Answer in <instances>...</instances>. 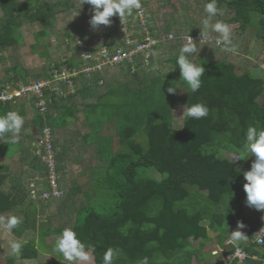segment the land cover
<instances>
[{"label": "trees", "instance_id": "trees-1", "mask_svg": "<svg viewBox=\"0 0 264 264\" xmlns=\"http://www.w3.org/2000/svg\"><path fill=\"white\" fill-rule=\"evenodd\" d=\"M70 2L71 0L58 2L38 0V6L33 12L28 1L0 0V11H2L0 61L4 63L8 59L5 53L6 51L10 53L14 46L26 45L23 36V27L26 23L43 24V28L36 33V41L30 45L32 51H36L38 44L42 43L39 36L52 35L57 12H65L72 17L75 15L74 7ZM195 2V8L206 15L204 6L210 0H195ZM141 3L145 6L147 0H141ZM216 6L219 10L215 16L216 22L236 24L232 31V43L235 49L238 38L251 28L254 29L257 39L264 43V0H216ZM84 8L86 15H92L91 6L85 4ZM191 9L192 5L182 3L177 14L182 18V22L188 25V32L194 33L197 32L196 24L192 20H186V14ZM77 20V24L84 23L79 15ZM166 20L161 27L157 23H150L152 34L160 36L162 32L168 33L172 28L182 27V24L176 26L179 22L177 23L174 14ZM77 24L76 34L67 26L63 30L60 29L68 37L64 46L59 47L63 48L62 51H67L60 59L51 57L47 50L39 52V56L46 58L49 70L27 72L28 68L22 62L24 60L20 61L21 72L17 70L19 63L12 69L5 65V75L0 78V91L10 87L19 88L21 84H31L33 76L36 80L50 77L51 72L48 71L54 69L62 70L66 66L73 70L82 68L84 65L82 54L78 47L74 46L78 35L82 36L86 27ZM101 27H106L109 36L107 40L112 45L110 49L115 52L116 47L121 46L123 42L119 39L120 36L124 38L123 34L116 32L111 25ZM101 27L99 30H102ZM87 30L90 34L87 37H90L83 39L90 44L92 50L100 38L92 34L94 30L91 27ZM181 34L182 31L176 34L178 38L176 42L168 44L169 51L182 45L179 38ZM261 52L264 53V49ZM91 53L95 56V52L91 51ZM175 56L171 61L174 63L175 73L180 77L176 65L178 54ZM23 58L27 60V57ZM144 59L136 58V62L144 63ZM199 60L206 71L201 78L202 85L198 92L192 93L182 82L187 89L183 103L185 107L202 103L209 109L208 115L199 120L183 117L181 122H176L173 114L174 105L170 104L173 102V97L168 103L159 102V98H165L164 94L167 92V85L163 84L165 79L157 76L150 85L142 87L141 79L149 74L144 69L141 70L142 72L134 73L130 67L118 72L122 71L120 65L104 66L91 74L75 76L72 78L73 85L62 81L56 89L44 88L43 98L47 107L45 111H41L36 105L40 97L35 92L24 95L22 98L25 101L22 102H19L22 98H15V103L10 100H0V115L8 111H16L23 116L24 130L20 132L19 137L28 139L26 146L18 142L21 147L19 153L22 163L28 168L27 176L25 177L24 172L18 175L11 174L9 166L5 170H0V221L6 220L10 215L16 216V213H13L16 207H24V214L29 215L23 216L20 219L21 223L12 230L19 234L17 241L24 238L20 252L6 256L3 258L4 261L0 256V264H29L31 259H38L40 256L37 246L38 237L46 240L49 235L53 236L57 233L60 235L65 228H71L82 242L92 246L94 250L90 254L93 257V264H103V253L109 247L120 249V256L114 260V264H142L144 258H147L148 264H224L227 255L234 252L236 245L228 243L221 249L217 246L224 245L230 229L242 221L249 229V238L253 237L262 211L248 207L245 202L243 173L250 169L247 165L250 157L231 162L230 159L241 150L249 125L264 129V102L260 101L264 97V76L255 72L254 68L238 73L236 64L228 57L207 56ZM261 60L264 62V54ZM162 63L160 59V64ZM259 67L260 72L264 73V68ZM107 73L115 74L116 76L111 80H116L113 82L107 80L105 77ZM120 74H127L122 81H119ZM169 77L174 78L175 74ZM100 79L103 80V84L99 83ZM159 82L162 85L157 86ZM77 84H81L80 89L75 88ZM137 85L140 87L138 88ZM104 93L106 96L113 95L114 99L106 100ZM75 97H79L80 102H75ZM94 97L96 101L92 100ZM62 101H66V104ZM119 103L123 111L115 115L117 111L113 110L112 106L120 109ZM91 109H94V114L97 113L95 118L88 116L94 120L91 123L94 129L105 127L103 121L106 117L108 120L114 117L118 119L116 135H111L106 143L98 146L97 155L102 160L101 165H103L101 154L106 152H108V164L105 162L100 173H96L95 184L101 197L113 196L114 199L111 203L103 201L94 206L86 205L84 202V206L78 210L76 196H83L82 201H84L85 193L80 191V186H78L79 190L77 189L78 184L74 181L61 198L65 209L60 215L67 213L65 223H60L63 227L60 224L58 227L45 225L33 227L31 220L38 218V210L40 215L43 214L41 207L43 201L39 198L37 200L40 204L34 201L31 183L37 181L38 189H35L40 192V188H47V180L44 176H48L45 164L36 155V143L45 127H50L54 137L55 131H66V128L72 125L67 116L78 119V115L83 111L86 115L91 114ZM123 114V120L120 121ZM141 131L146 134L145 144L138 139ZM87 135L89 134L85 136ZM7 139V136L0 137L2 152L8 144L4 142ZM108 143L113 145L112 149L104 148ZM64 159L63 154L57 155L58 167L65 166ZM61 161L63 163L59 164ZM2 165L6 166L0 163V166ZM148 169L161 174L164 177L162 181L147 176ZM6 180L9 181L8 189L5 187ZM42 183L46 184L42 187L40 185ZM231 194L233 195L228 200ZM29 208L33 210L31 215L28 213ZM76 211H83L84 219L80 216L75 217L77 222L72 225L69 221ZM216 212L223 213L224 220L222 229L216 238H213L208 229L202 225V221L206 219L212 221ZM215 242L217 244L213 246ZM206 244L208 250L203 252L202 249ZM242 246L250 253L249 256L242 261L234 260L231 264H264V245L249 240ZM214 247H217L216 253ZM197 252L199 253L196 254ZM55 255L57 258L52 256L39 264H68L61 255ZM250 255L259 257L253 259ZM195 259L197 263H194Z\"/></svg>", "mask_w": 264, "mask_h": 264}, {"label": "rangeland", "instance_id": "rangeland-1", "mask_svg": "<svg viewBox=\"0 0 264 264\" xmlns=\"http://www.w3.org/2000/svg\"><path fill=\"white\" fill-rule=\"evenodd\" d=\"M22 1H25V2L28 1L29 6L32 7L31 10L33 12L36 10L38 6V0H22ZM40 1L41 2L42 1L58 2V1H63V0H40ZM70 3L74 7L73 12L75 15L72 17L71 15H68L65 12H62V13L57 12V15L55 16L56 22L54 24L52 35L47 34V36H39L42 43L38 44V46L36 47L37 49L36 51H32L30 45L31 43L36 41V33L39 32V30L43 28V24L41 22H36L34 24H29V23L25 24V27H23V36L25 37L24 39H26L25 41L26 45L24 47H21L20 44L14 46L11 49L12 53L11 52L9 53V51H6V53L4 52L7 55L8 59L5 60L4 63L0 61V78H2L5 75V72H4L5 65H7L8 67H11L12 69L14 66H17V64L19 63L17 70L18 72H21L22 71V66H21L22 63L20 62L21 60H24L22 62L24 63V66L28 68L27 72H39L42 69L49 70V66L46 64L47 63L46 58L44 56H39L40 55L39 52H44L47 50L50 53L51 57L55 59H58L59 57L60 59L63 53H66L67 51H64V50L62 51L63 48L60 49L59 47L64 46L68 38L67 36L64 35L63 32L60 31V29L63 30V28L67 26V28H69L72 33L76 34L75 28L77 29V27H75V25L77 24V21H78L77 20L78 15L81 18H83L84 23L78 22L79 24L77 25H84L86 29L82 36L80 34L78 35L79 37H77V39H82L86 41L85 39H83V37L85 38L90 37V36L87 37L88 35H90L87 29H89L90 27L89 18L91 15H86L84 13L85 4L81 5L80 0H71ZM182 3L186 5H192V9L188 11L186 14V20L194 21V23L197 26V31L201 32L202 31V21L206 18V15H204L203 12L200 13L198 8H195L196 6L195 0H152V1L147 0V5H145V7L147 8L145 9L149 15L148 19L150 20L151 24L157 23V25L161 27L164 23H166L167 21L166 19H169V16L171 14H174L177 23L179 22L178 25L176 26L179 27L182 24V27L180 29L172 28L171 30H169L168 33L162 32L163 42L160 43L159 47L157 48V52L155 48V57L153 61L151 62V64H149L144 69V71L148 73L149 75L141 79L142 87H145L146 85H150L153 82V78H156L157 76H161L163 79H165L163 84L167 85L166 89L171 85L174 87H178L175 95H171L166 92L164 94L165 98H159L160 103H168L169 101L172 100V97H173V102H171L170 104L172 106L174 105L173 114H174V119H176V122H181V120H183L182 114H183V110L185 107V104L183 103L186 98L185 94L187 93L186 87L182 84V81L179 80L180 77L177 76V74L173 70L174 63L171 61L172 59L176 57L175 55L179 54L180 47L184 43H186L183 36L189 33L188 25H185L184 22H182V18L179 16V14H177L180 10ZM0 16H2V11H0ZM110 19H111L110 25L113 26L116 32H120V34H123L124 31L120 27H117V24L115 23V20H114V16L111 17ZM215 22H216V18L213 17L210 23H215ZM235 25L236 24L229 25L232 31L235 29ZM101 29L102 30H98L96 32L93 31L92 34L95 36L98 35V38H101V37H104L106 39L109 38L106 27L105 28L101 27ZM180 30L182 31V34L180 37L182 45L181 46L178 45L175 48H173L171 51H169L167 49L168 44L170 42H176V40L178 39L176 38L177 36L176 34L180 33L181 32ZM172 34H173V37H170V35ZM209 36H210V40L208 42H205V41L196 42L195 41L198 52L197 54H193L191 57V59H193L194 62H196L197 64H200L199 58H207V56H210V57L214 56L216 58H225V57L227 58L228 57L230 60H232L236 64V70L238 73H243L248 69L254 68L255 72H257L258 74H263L264 76V73L260 72L261 70L259 67V66H262L264 68V62L261 60L264 54L263 52H261L262 49H264V43L257 39L253 28L249 29L247 32H244L243 35L238 38V41H236L237 51H234V52L225 50L223 46L217 45L215 43L216 39L218 38L217 33L209 32ZM74 47L76 48V43ZM22 57H27V60L26 58L22 59ZM160 59L163 61L162 64H160ZM258 64L260 65L258 66ZM106 72H108V70H106ZM118 72H123V69L122 71H118ZM111 74L110 73L106 74L105 77L107 80H111L112 78L116 76L115 74L113 75ZM174 74H175L174 78L169 77V75H174ZM120 75L121 76L119 78V81H122L124 80L127 74H120ZM77 77H80V76H77ZM32 80H35L34 76L32 77ZM115 80L116 79H113L111 81L113 82ZM166 80H167V84H166ZM160 85L162 84L159 82L157 86H160ZM58 86H60V84H58ZM131 86H133V83H131ZM137 87L139 88L140 86L137 85ZM7 90H12V89H7ZM104 96H105L104 98L108 101H111L114 99L113 95L106 96V94L104 93ZM22 101H25V100L23 98L19 100V102H22ZM74 101L77 102L76 100ZM260 101L263 103L264 97H262ZM120 103H119L120 109L116 108L114 105L112 106V109L117 111L115 115H119L123 111L121 110ZM64 104H66V101L64 102ZM108 109L111 110L110 108ZM91 110H92V113L88 115H86L83 111L80 115H78L79 116L78 119L72 116H67V118H69L70 122L72 123L73 129L66 128L67 130L66 132L64 130L60 132L55 131V138L57 139V146H56L57 151L59 155L63 154L65 156V159H64L65 166L63 168L61 166L59 167V169L62 171L61 183L66 185L68 188H71V184H73V182L75 181L74 183L78 184L77 189L79 190L78 186H80L81 187L80 191H83L85 193L84 201H82L83 196H80V195L76 196V204H77L78 210H80L84 206L83 204L84 202H86L85 203L86 205L89 204V205L94 206V205H98L100 202H103V201L107 203H111L112 200L114 199L113 196H109L108 198L101 197L100 191L98 187H96L97 185L95 184L97 183L96 173L97 174L100 173V170L102 166L105 164V162L108 164V161H107L108 152H106V153L101 154L103 158V165H101L102 160H100L99 156L97 155L98 153L97 150H99L98 146L102 143H106L107 138L110 137L111 135L113 136L116 135V129H117L116 125L118 123V119L114 117V119L110 118L108 120V118L106 117L105 120L103 121L106 124L105 127L103 126L101 128L94 129L93 126H91V123L94 120H91V118H89L88 116H92V118H95L97 116V113L94 114V109H91ZM123 117H124V114L120 118V121L123 120ZM223 126L222 128H224ZM22 130H24V128H22ZM139 133L140 134H139L138 139L143 144L147 143L145 132L141 131ZM86 134H89V135L85 136ZM68 139H71V140H68ZM24 141H26V143ZM18 142L26 146L28 143V139L26 140V139H23V137L22 138L19 137L17 143L7 144L4 152H2L3 154H1V149H0V163L6 164V166H3V165L0 166V170L2 169L5 170L7 169V166H9V170L11 174L18 175L24 172L25 177H26L28 174L27 173L28 168L25 167V165L22 163V158L20 157V153H19L21 151V147H19L20 144ZM112 147L113 145L109 143L104 145V148L106 149H109V148L112 149ZM1 155H4V157H1ZM254 159H255L254 156H250V159L247 161V165L249 167H251V164ZM62 163L63 161L59 162V164H62ZM146 175L147 176L149 175L161 181L164 178L161 174L157 173L155 170H150V169L146 170ZM8 184H9V181L6 180L5 182L6 189H8ZM44 189L45 188H41L40 191H43ZM61 198L62 197L42 200L43 203L41 204V207H43L42 208L43 214L41 216H38L37 219L34 218L31 220L32 226L36 228H38L39 226L42 227L44 225L58 227L60 223L64 222V219L67 217V213H64L63 216L60 215L62 211H64L65 209V207L62 206L63 201H61ZM34 201L38 202L37 199H35ZM39 202L38 204H40ZM32 211H33L32 208L28 209V213L30 215L32 214ZM77 211L74 213L72 220L69 221L71 222L72 225L76 224L77 222V219H75V217L79 218L80 216L81 219H84L83 211H80V212H77ZM24 212H25L24 207H16V209L13 211V213H16V216L19 217L20 219H22L23 216L24 217L29 216V215H25ZM13 213H10V214H13ZM37 213L39 215L40 211L38 210ZM262 214L264 213L262 212L260 215ZM3 215L4 214H2V216ZM3 217H6V216H3ZM206 220L205 221L203 220V222H206ZM223 220H224V214L223 213L217 214L216 212L214 215V219L212 221H208L205 223L207 224L206 228L208 229L209 234L212 235L213 238L215 237V235L218 233V231L222 227ZM60 226L63 227L62 224H60ZM58 234L59 233L53 236L49 235L46 240H42L41 237H38L37 246L39 247L40 256L38 259L37 258L31 259L33 261H29L28 263L29 264H39V262H43L44 260L50 259V257H52L53 255L54 257H56L57 255H55L52 252V249H53L56 238L59 236ZM18 235H19L18 233H15L13 231L11 233H6L3 229V226L0 228V248L3 247L4 256H8L11 254L9 251V241L18 240L17 238ZM6 238H8V240ZM23 240L24 238L21 239L20 241L21 244ZM195 244H197V242H195ZM207 245L208 244H206L205 248L203 247L202 249L203 252L204 251L207 252L208 250ZM213 246H215V244ZM199 252H197L196 254H198ZM207 256H208V253H207ZM197 262L198 261L195 259L194 263H197ZM74 264H80V262L77 261V262H74ZM90 264H93V261H91Z\"/></svg>", "mask_w": 264, "mask_h": 264}, {"label": "clouds", "instance_id": "clouds-1", "mask_svg": "<svg viewBox=\"0 0 264 264\" xmlns=\"http://www.w3.org/2000/svg\"><path fill=\"white\" fill-rule=\"evenodd\" d=\"M80 2H81V5L87 4L91 6L93 10L92 15L89 20V25L91 29L94 31L99 30L101 26H109L111 24L110 18L113 16H114L115 23L119 27V19L117 15L124 22L127 16L131 17L133 10L140 9L141 5L144 7V9L146 8L141 3V0H80ZM218 11L219 10L216 6V0H210V2L206 3L204 6V12L206 14V18L202 21V31L201 32L197 31L194 33H187L183 36L186 43H184L179 49V54L176 59V65L179 68V72H180L179 80H181L192 93H196L200 89L202 85L201 78L205 75V71H206V69L202 66V64H197L196 62H194L193 59H191L192 55L197 54L198 52L196 42H199V41L208 42L210 39L209 32H215L218 34V38L215 41L217 45L223 46V48L228 51L234 52L236 50L235 46L232 43V30L230 26L227 23H224L222 21L210 23L212 18L218 14ZM145 12H146V19L148 21V26L151 30V27H150L151 22L148 19L149 15L146 9H145ZM130 22H131L130 30L135 31L134 34L136 35L135 37L136 43H139L140 41H142V38L144 37V35H140L139 32L137 31L139 26L137 25L135 20L134 21L130 20ZM199 33H201L202 38L199 41L195 42L190 36H195ZM156 37L161 38L160 43L163 42L162 35L160 36L158 35ZM188 37L190 38L188 39ZM186 38L188 39V41ZM160 43L154 47V49L152 50L148 58L142 57L141 55L137 57V58H140V57L145 58L144 63L143 62L137 63L135 60V62L133 63H120V64H116L113 66L112 65H108V66L118 67L120 65V67H122L123 70L130 67L132 68L131 70L134 73H138V71L145 69L149 64H151V62L153 61L155 57V48L157 52V48L159 47ZM76 47H77V42H76ZM49 72H51L52 74L53 71L51 70ZM34 81H36V79L33 80V82ZM99 83L103 84L104 82L102 79H100ZM22 85H29V84H21L20 87ZM7 89L14 90L18 88H11V87L5 88L4 90L9 93L11 90H7ZM177 89L178 87H174L171 85L167 88V93L171 95H175L177 92ZM22 97L23 96L15 97V98H22ZM15 98L11 99L10 101L15 103ZM208 113H209V109L207 106H205L202 103H194L186 108L184 107L182 116L185 117L186 119L199 120L203 117H206ZM23 125H24V118L16 111H8L0 115V137L7 136L8 139L5 140L4 142L8 144L17 143L19 134L22 130ZM72 127L73 126L71 125L70 128ZM53 141H54V147L56 150V157H55L56 170L59 175L58 183L61 189V194L53 198H59V197H63L69 188L66 185L61 183L62 171H60L59 167L57 166L58 165L57 155L59 153L56 147L57 139L55 138V136H54ZM250 156H254L255 159L253 160L250 169L243 173L244 180H245L243 187L246 193L245 202L248 207L254 208L264 213V129L259 128L258 126H254V125L248 126L246 133H245V139L242 144L241 150L235 153L234 155H232L230 162L235 161V160H243ZM42 163L45 164V167L48 170L47 164L45 162H42ZM38 179H40V176H38ZM44 179L47 180V177L44 176ZM37 184L38 183H36L35 188H37ZM45 184L46 183H42L40 185L43 186ZM47 189H49L48 183H47V188H45L44 190H47ZM232 195L233 194H231L228 197V200L230 199ZM0 223H2L3 229L6 233H11L12 230L21 223V220L19 217L15 215H10L6 220L0 221ZM243 228H245V224L242 221L238 222L237 229L230 233V240L227 241V244L232 243V244H235L236 247L238 245L243 248L241 244L245 243L248 239V236L243 231H241V229ZM257 229L254 231V235L250 239L254 243L264 245V234L258 235L256 238V242L254 241V237H255ZM21 247H22V244L20 241H17V240L9 241V251L11 254L13 255L18 254L21 250ZM93 250L94 249L92 248L91 245H86L84 242L81 241V239L78 238L77 233L74 230H72L71 228H65L60 233V235L56 238L52 252L54 254L61 255L63 259L68 262V264H74V262H77V261L80 262V264H90V262L93 260V257L90 253ZM216 252L217 251H214V253ZM119 256H120V249L109 247L103 253V257H102L103 264H114V260L119 258ZM250 256L254 257V255H250ZM233 261L230 262L228 259H226L225 262L228 264H231ZM142 264H148L147 258H144V260L142 261Z\"/></svg>", "mask_w": 264, "mask_h": 264}, {"label": "built area", "instance_id": "built-area-1", "mask_svg": "<svg viewBox=\"0 0 264 264\" xmlns=\"http://www.w3.org/2000/svg\"><path fill=\"white\" fill-rule=\"evenodd\" d=\"M117 17L119 19V27L124 31V38L121 36L119 37V39L123 42L115 52L111 51L110 47L112 45L109 40L104 37L99 39V42L92 47V50L90 49L91 46L89 43L82 39H78L77 47L82 54L83 59H81L84 60L82 68L73 70L66 66V68L62 70L54 69L50 77L40 78L29 85H22L20 88L11 90L9 93L5 90L1 91L0 100H11L15 97L24 96L28 92H35L38 94V97H40V100L37 101L36 105L41 111H45L47 107L46 101L43 98L44 88L48 87L56 89L59 87L58 84L62 81H67V84L73 85L74 83L72 78L75 76L91 74L92 72L100 70L104 66L108 65L113 66L120 63H133L140 55L148 58L154 47L161 42V38L156 37L151 33L144 7L141 5L140 9L133 10L131 17L127 16L124 22L118 15ZM130 20H135L139 26L137 31L140 35H144L142 41L139 43H136V35L134 34L135 31L130 30ZM170 37H173V34L170 35ZM190 37L194 41H199L202 38L201 33ZM190 37H188V39ZM91 51L95 52V56L92 55ZM53 139L54 137L50 127H45L41 138H39L36 143V155L48 166L47 183L49 185V189L38 192L35 189L36 182H32L31 187H33V189L31 190V194L34 199H51L61 194V189L58 183L59 175L56 170V150ZM261 234H264V214L259 217V226L254 237L255 242L257 236ZM248 256L249 252L237 245L234 252L227 255V259L230 262L236 259L242 261Z\"/></svg>", "mask_w": 264, "mask_h": 264}, {"label": "crops", "instance_id": "crops-1", "mask_svg": "<svg viewBox=\"0 0 264 264\" xmlns=\"http://www.w3.org/2000/svg\"><path fill=\"white\" fill-rule=\"evenodd\" d=\"M1 84V83H0ZM81 84H77V86H75V88L76 87H78L79 88V86H80ZM94 86L92 85V88H93ZM80 89V88H79ZM96 94V93H95ZM80 98L79 97H75L74 98V100H76L77 102H80V100H79ZM89 100H91V98L89 99ZM92 100H94V101H96V97H94V99H92ZM1 154H2V151H1ZM1 157H4L3 155H1ZM39 216H41L40 214H39ZM205 221V220H204ZM206 222H208V220H206ZM206 222H203L202 221V225H204L205 227H207L206 225L207 224H205ZM222 228H220V230H221ZM237 229V226L236 227H234L233 229H230V232L228 233V235H229V237L224 241V245L223 246H217L218 248H224V247H226V245H227V241L228 240H230V233L232 232V231H234V230H236ZM220 230L218 231V233L220 232ZM241 231H243L247 236H248V233H249V229L247 228V227H245V228H243V229H241ZM217 233V234H218ZM216 234V235H217ZM216 235H215V237L214 238H216ZM212 236V235H211ZM213 237V236H212ZM7 240H8V238H6ZM249 237H248V239H247V241L245 242V243H247V242H249ZM251 240V239H250ZM217 242V241H216ZM214 243V244H217V243ZM242 244H244V243H242ZM241 244V245H242ZM217 247H215V249H214V251H216V249H217ZM0 256H2V261H4V259L3 258H5L6 256H4V253H3V247L1 248V250H0ZM258 257L259 256H257V255H254V257H253V259H258ZM30 261H33V260H30ZM17 262H19V260H17ZM239 263V262H238ZM225 264H228V263H226L225 262ZM245 264H249V263H245Z\"/></svg>", "mask_w": 264, "mask_h": 264}]
</instances>
